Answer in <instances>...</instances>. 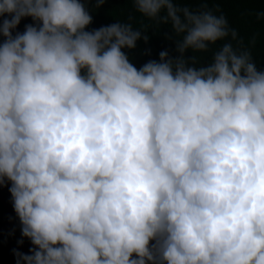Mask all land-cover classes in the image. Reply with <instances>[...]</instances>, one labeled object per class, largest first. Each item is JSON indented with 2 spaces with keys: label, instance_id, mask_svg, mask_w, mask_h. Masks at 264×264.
I'll return each instance as SVG.
<instances>
[{
  "label": "clouds",
  "instance_id": "9594fccd",
  "mask_svg": "<svg viewBox=\"0 0 264 264\" xmlns=\"http://www.w3.org/2000/svg\"><path fill=\"white\" fill-rule=\"evenodd\" d=\"M87 2L0 0V186L34 246L17 264H264V70L181 0H132L178 53L137 69L122 49L148 36L86 31Z\"/></svg>",
  "mask_w": 264,
  "mask_h": 264
},
{
  "label": "trees",
  "instance_id": "16d2710c",
  "mask_svg": "<svg viewBox=\"0 0 264 264\" xmlns=\"http://www.w3.org/2000/svg\"><path fill=\"white\" fill-rule=\"evenodd\" d=\"M178 6L193 10L209 8L217 15L223 14L229 25L237 32V39L232 40L229 37L228 41L234 47L249 50L258 70H264V0H181ZM86 8L92 16V23L87 26L86 31L119 22L130 23L134 29L143 31L142 36H148L147 41L143 38L138 40L134 49H122L137 69L148 61H159L161 51H167L173 58L178 56L175 37L166 39V35H172L170 25H157L155 21L143 17L136 11L132 0H105L100 7L96 6L95 0H89ZM27 24L35 22L31 17L22 18L17 28L13 30V35L16 32L22 33ZM3 39L0 36V42ZM222 43L224 41L211 45L208 52L189 51L185 55L189 58L195 55L199 63L206 64L211 60L213 51ZM9 187L10 183L7 181L0 186V264H17L14 250L31 254L29 250L34 247L30 239L21 234V224L13 209Z\"/></svg>",
  "mask_w": 264,
  "mask_h": 264
}]
</instances>
